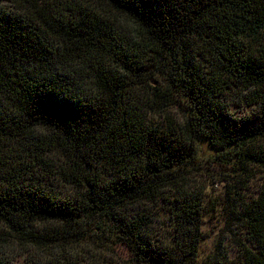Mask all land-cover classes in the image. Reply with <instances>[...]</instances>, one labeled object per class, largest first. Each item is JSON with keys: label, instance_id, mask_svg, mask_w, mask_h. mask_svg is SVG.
<instances>
[{"label": "trees", "instance_id": "1", "mask_svg": "<svg viewBox=\"0 0 264 264\" xmlns=\"http://www.w3.org/2000/svg\"><path fill=\"white\" fill-rule=\"evenodd\" d=\"M203 149L229 171L226 220L243 228L237 263L203 264H264V182L246 195L264 173V0H0L1 249L200 264Z\"/></svg>", "mask_w": 264, "mask_h": 264}, {"label": "rangeland", "instance_id": "2", "mask_svg": "<svg viewBox=\"0 0 264 264\" xmlns=\"http://www.w3.org/2000/svg\"><path fill=\"white\" fill-rule=\"evenodd\" d=\"M4 4L7 8H11L10 3L4 2ZM240 98V96L227 97L226 104L234 114L242 116L244 112L250 109V106L240 103ZM180 110L179 108H174L171 110V113L177 121L182 122L183 114ZM154 118V121H158V117ZM208 155L209 153L206 150L203 149L201 151L200 156L196 159L197 166L200 169L197 172L192 170L190 174L194 183H200L204 187L206 195L205 208L202 214L201 228L203 239L200 243L199 262L203 264L205 260H208L209 257L217 251H220V255L224 260L237 263L241 252L238 244L242 239L243 228L239 227V229L237 225H231L226 220L228 215L225 208V199L229 171L218 165H206L207 163L205 161ZM263 182L264 173L257 171L254 179L249 184L246 192L247 197L251 198L250 196L254 195L260 189ZM167 219L168 217L164 213H159L153 220L151 234H154L155 240H164L166 238L165 243L168 242L167 236H169V232L165 231L168 230ZM156 242L159 243V241ZM83 245L88 246L87 242ZM14 249L13 251L6 247L2 249L0 247V261L9 260L10 264H27L28 258L31 255L35 258L37 256L35 252H38L34 248H30L26 252L22 251L23 253L18 254L17 252L20 249L16 247ZM90 252L91 256L89 257L93 259V263H91V260L86 259L84 262L81 261V264H108V260L111 259L110 255L106 254L105 249L92 248ZM118 252L126 251L119 248Z\"/></svg>", "mask_w": 264, "mask_h": 264}]
</instances>
